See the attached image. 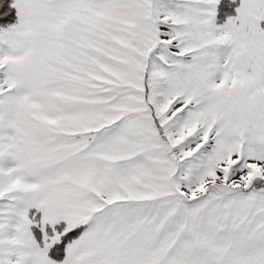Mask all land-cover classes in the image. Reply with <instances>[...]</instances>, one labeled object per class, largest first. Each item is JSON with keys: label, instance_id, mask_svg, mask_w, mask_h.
Wrapping results in <instances>:
<instances>
[{"label": "snow or ice", "instance_id": "6c2138e0", "mask_svg": "<svg viewBox=\"0 0 264 264\" xmlns=\"http://www.w3.org/2000/svg\"><path fill=\"white\" fill-rule=\"evenodd\" d=\"M0 264H264V0H0Z\"/></svg>", "mask_w": 264, "mask_h": 264}]
</instances>
